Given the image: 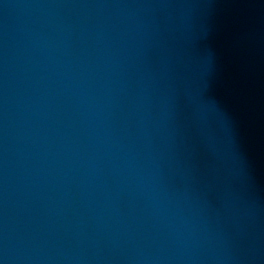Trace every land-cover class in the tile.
<instances>
[{"label": "water", "instance_id": "1", "mask_svg": "<svg viewBox=\"0 0 264 264\" xmlns=\"http://www.w3.org/2000/svg\"><path fill=\"white\" fill-rule=\"evenodd\" d=\"M0 264H264V26L167 51L0 10Z\"/></svg>", "mask_w": 264, "mask_h": 264}]
</instances>
